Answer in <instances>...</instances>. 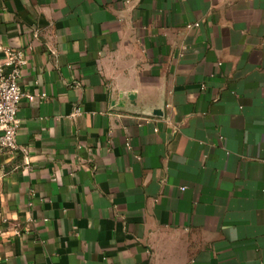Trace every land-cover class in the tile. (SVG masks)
<instances>
[{
	"label": "crops",
	"instance_id": "obj_1",
	"mask_svg": "<svg viewBox=\"0 0 264 264\" xmlns=\"http://www.w3.org/2000/svg\"><path fill=\"white\" fill-rule=\"evenodd\" d=\"M0 46V264H264V0H0Z\"/></svg>",
	"mask_w": 264,
	"mask_h": 264
},
{
	"label": "built area",
	"instance_id": "obj_2",
	"mask_svg": "<svg viewBox=\"0 0 264 264\" xmlns=\"http://www.w3.org/2000/svg\"><path fill=\"white\" fill-rule=\"evenodd\" d=\"M0 54V152L13 155L18 150L17 113L22 96L18 82L27 60L20 50L0 46ZM76 115L78 111L73 114Z\"/></svg>",
	"mask_w": 264,
	"mask_h": 264
},
{
	"label": "water",
	"instance_id": "obj_3",
	"mask_svg": "<svg viewBox=\"0 0 264 264\" xmlns=\"http://www.w3.org/2000/svg\"><path fill=\"white\" fill-rule=\"evenodd\" d=\"M130 98H131V96H130Z\"/></svg>",
	"mask_w": 264,
	"mask_h": 264
}]
</instances>
